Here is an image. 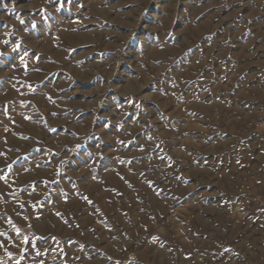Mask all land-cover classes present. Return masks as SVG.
Here are the masks:
<instances>
[{
  "label": "rangeland",
  "instance_id": "rangeland-1",
  "mask_svg": "<svg viewBox=\"0 0 264 264\" xmlns=\"http://www.w3.org/2000/svg\"><path fill=\"white\" fill-rule=\"evenodd\" d=\"M0 264H264V0H0Z\"/></svg>",
  "mask_w": 264,
  "mask_h": 264
}]
</instances>
